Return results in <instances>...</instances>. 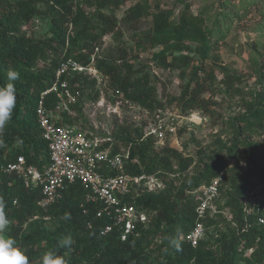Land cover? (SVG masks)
Instances as JSON below:
<instances>
[{
  "label": "trees",
  "instance_id": "16d2710c",
  "mask_svg": "<svg viewBox=\"0 0 264 264\" xmlns=\"http://www.w3.org/2000/svg\"><path fill=\"white\" fill-rule=\"evenodd\" d=\"M127 1L0 0V86L8 83L9 70L20 74L19 80L12 81L16 89L12 118L0 133V169L17 156L38 166L47 162V145L35 112L40 95L55 82L57 68L67 59L85 68L93 66L107 78L109 87L121 100L150 114L165 108L158 99L156 84L148 75L133 70L128 60L129 50L122 49L115 59L110 55L100 57L95 52L105 36L119 34L115 17L107 12ZM182 4L176 18L171 11L153 14L151 32L143 40L151 48L162 47L153 56L160 67L178 71L182 77L190 69L180 96L170 100L169 104H174L176 109L193 111L204 105L207 101L202 96L213 83L228 95L239 96L237 104L243 113L230 121L229 145L206 155L203 164L201 157L194 174L189 176L193 159L183 157L175 149L164 147L156 152L148 137L115 138L127 148V173L167 179L158 192L135 200V208L146 215L152 214V218L148 227L135 225L125 241L120 240L116 231L102 235L105 221L95 217L94 209L90 207L87 214L82 212L79 207L82 192L78 185L70 186L58 204L43 212L36 205L37 189L25 188L14 176L0 171V197L6 203L9 219L4 235L16 240L29 264H41L42 254L49 250H58L70 264H264V230L254 227L243 231L241 216L244 197L264 183V75L259 89L248 95L235 86L238 79L224 77L217 82L213 74L199 77V69L191 66L193 59L182 53L190 52L189 44H192L193 52L206 60L217 42L214 38L227 30L221 26H228L232 5L229 0L220 1L211 17L210 10L194 16L190 4ZM88 9L93 11L87 12ZM145 16L148 13L136 4L127 10L123 20L126 25H132ZM33 19L47 23L44 39H34L22 29ZM39 63L43 65L40 68ZM68 81L71 89L80 91L81 96L90 89L95 92L94 78L74 74ZM53 99L51 95L45 96L44 104L50 106ZM75 106L72 109L78 112ZM64 122L74 125L77 121L64 117ZM216 143L222 144L220 140ZM110 150L117 153L115 146ZM218 177L217 212L213 215L207 212L201 222L205 231L217 227L221 231L213 239L203 237L192 248L180 238L197 221L195 209L199 200L195 191ZM223 213H229L236 226ZM47 222H54L55 226L49 229ZM65 237L73 241L70 249L60 247Z\"/></svg>",
  "mask_w": 264,
  "mask_h": 264
},
{
  "label": "rangeland",
  "instance_id": "374dc122",
  "mask_svg": "<svg viewBox=\"0 0 264 264\" xmlns=\"http://www.w3.org/2000/svg\"><path fill=\"white\" fill-rule=\"evenodd\" d=\"M220 1L223 0H128L118 9L108 11L107 13L112 14L117 21L119 34L111 33L105 36L95 52L100 57L110 55L115 59L122 49L129 50L128 60L133 70L140 75H148L150 81L156 84L158 99L165 108L150 114L121 100L109 87L107 78L90 66L82 74L89 79H95L94 91L97 95L91 89L87 90L84 96H81L79 91L80 96L75 97L74 104L78 112L71 109L67 116L69 120L77 122L74 125L67 124L103 141L106 146H115L117 153L121 154H126L127 148L120 141H115V138L126 136L136 140L140 136L139 140H143L148 137L156 152L168 147L175 149L185 158H192L194 165L189 168V176L193 175L201 157L203 164L206 155L218 152L219 147L223 145H229L230 121L243 113L242 107L237 104L239 96L234 98L213 83L210 90L202 96L207 101L204 105L193 111L176 109L174 104H169L170 100L180 96L188 81L190 69L182 77L178 71L162 65L160 67L153 56L162 47L151 48L143 38L151 32V17L158 11H171L176 18L182 9V3H189L190 12L194 16L203 15L205 11L210 10L209 15L214 17L213 11L219 7ZM229 3L232 5V8H229L232 16L228 26H221V29L225 30L227 27V30L214 38L213 41L217 42L209 57L202 60L193 52L195 46L192 44H189L190 52H183L182 55L193 59L191 66L199 69V77L213 74L217 82L224 77L238 79L239 82L235 86L241 93L248 95V92L250 94L259 89V82L264 75V0H229ZM136 4L141 5L148 16L141 18L137 23L126 25L123 18L127 10ZM210 26L211 21L207 23V27ZM47 27L46 22L33 19L22 29L28 36L38 40L44 39ZM42 66V63L37 65L39 68ZM87 93L96 98L87 97ZM216 140H220L222 144L218 146ZM253 140L260 143L263 141L258 138ZM241 165L244 166V162ZM158 179L161 180L159 177ZM165 182L167 179L161 180L162 184ZM151 218L152 214H148L144 227L149 226ZM47 226L52 229L55 223L47 222ZM220 231L219 227L210 228L205 231L204 238L213 239Z\"/></svg>",
  "mask_w": 264,
  "mask_h": 264
},
{
  "label": "built area",
  "instance_id": "2783aa9c",
  "mask_svg": "<svg viewBox=\"0 0 264 264\" xmlns=\"http://www.w3.org/2000/svg\"><path fill=\"white\" fill-rule=\"evenodd\" d=\"M86 69L76 61L67 59L55 72V82L40 95L36 107V121L47 145V162L41 166L27 163L17 156L1 167L0 171L14 176L25 188L39 189L37 206L42 211L58 204L70 186L78 185L82 192L79 207L87 214L94 209L95 217L105 221L102 235L112 231L125 241L135 225H145L147 215L135 208V200L163 187L155 175L132 176L126 172V154H112L103 141L88 136L64 122L75 104L78 92H73L68 80ZM53 96L50 106L44 97ZM153 135L156 136L154 133ZM156 177V178H155ZM220 178L195 191L199 204L195 209L197 221L184 239L192 248L204 237L205 227L201 219L207 212H217L215 202L219 197ZM227 221L236 226L229 213H223ZM243 231L252 228L264 230V183L255 186L242 200ZM87 228H91L88 224ZM194 264V263H191Z\"/></svg>",
  "mask_w": 264,
  "mask_h": 264
},
{
  "label": "clouds",
  "instance_id": "9594fccd",
  "mask_svg": "<svg viewBox=\"0 0 264 264\" xmlns=\"http://www.w3.org/2000/svg\"><path fill=\"white\" fill-rule=\"evenodd\" d=\"M19 79H20V74L18 72L9 70L7 73L8 83H6L3 86H0V133L3 132L6 124L12 118V114L16 104V89L12 81H16ZM71 90L72 93L74 91L79 93L78 90L75 89H71ZM37 190L39 191V189ZM36 205H37V201H36ZM5 209H6V203L4 199L0 197V264H29L27 255L20 248L17 247L16 240L10 237H6L4 235L9 225V219ZM47 210L43 212H47ZM44 219H48V217H45ZM72 243L73 241L70 237H65L60 247L70 249ZM176 246L177 248L179 247L178 244ZM41 264H70V262L69 259H67L65 255L60 254L58 250H49L42 254Z\"/></svg>",
  "mask_w": 264,
  "mask_h": 264
}]
</instances>
